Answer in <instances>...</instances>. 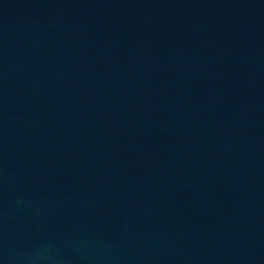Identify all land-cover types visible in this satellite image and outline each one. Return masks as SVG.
Wrapping results in <instances>:
<instances>
[{
    "label": "water",
    "instance_id": "obj_1",
    "mask_svg": "<svg viewBox=\"0 0 264 264\" xmlns=\"http://www.w3.org/2000/svg\"><path fill=\"white\" fill-rule=\"evenodd\" d=\"M264 222V0H0V264H201Z\"/></svg>",
    "mask_w": 264,
    "mask_h": 264
}]
</instances>
